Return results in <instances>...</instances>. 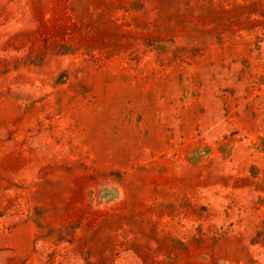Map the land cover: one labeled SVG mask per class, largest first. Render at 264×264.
<instances>
[{
    "label": "rangeland",
    "instance_id": "1",
    "mask_svg": "<svg viewBox=\"0 0 264 264\" xmlns=\"http://www.w3.org/2000/svg\"><path fill=\"white\" fill-rule=\"evenodd\" d=\"M0 264H264V0H0Z\"/></svg>",
    "mask_w": 264,
    "mask_h": 264
}]
</instances>
